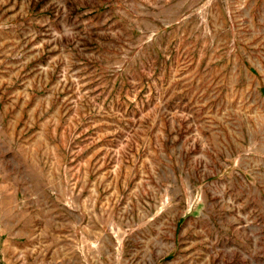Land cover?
I'll return each instance as SVG.
<instances>
[{
	"label": "rangeland",
	"instance_id": "374dc122",
	"mask_svg": "<svg viewBox=\"0 0 264 264\" xmlns=\"http://www.w3.org/2000/svg\"><path fill=\"white\" fill-rule=\"evenodd\" d=\"M0 264H264V0H0Z\"/></svg>",
	"mask_w": 264,
	"mask_h": 264
}]
</instances>
